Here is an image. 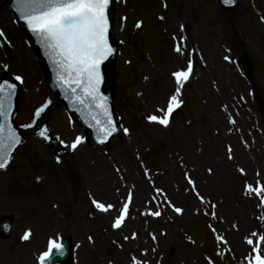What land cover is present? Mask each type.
<instances>
[{"label":"rangeland","instance_id":"1","mask_svg":"<svg viewBox=\"0 0 264 264\" xmlns=\"http://www.w3.org/2000/svg\"><path fill=\"white\" fill-rule=\"evenodd\" d=\"M113 11L120 43L115 103L123 129L130 131L122 130L108 147H91L83 139L76 150L71 142L85 138L84 130L47 93L24 36L10 26L8 13L0 12V28L11 45L7 51L0 48V74L9 70L25 77L17 122L31 125L14 160L0 171V217L15 218L14 236L0 239V264H39L49 238L62 235H69L76 247L74 264H132L133 257L145 264H248L254 253L245 237L255 233L256 241L264 235V202L246 188L264 184V0H239L233 12L222 10L217 0H115ZM141 19L144 25L136 29ZM231 29L254 61L253 84L235 66L241 48ZM180 36L187 37L181 41L187 56L173 51ZM187 58L194 60V69L182 90L185 103L168 127L147 120L153 113L161 115L159 108L166 107L175 90L171 73L185 67ZM48 101L39 121L35 110ZM43 121L67 147L59 160L39 135ZM241 167L245 173L238 171ZM187 175L217 204V218L196 211L204 205ZM129 192L130 217L117 230L111 224ZM93 200L116 208L104 213ZM167 200L182 207L183 214ZM148 208L162 215H146ZM210 224L227 245L215 239ZM28 228L32 237L20 243ZM261 249L264 254V244Z\"/></svg>","mask_w":264,"mask_h":264},{"label":"snow or ice","instance_id":"2","mask_svg":"<svg viewBox=\"0 0 264 264\" xmlns=\"http://www.w3.org/2000/svg\"><path fill=\"white\" fill-rule=\"evenodd\" d=\"M16 10L20 13V18L26 22L28 28L36 35L39 42L43 45L47 55L56 66V75L61 86L65 87L74 97L75 101L81 105H86L94 126L97 128L98 138L103 143L113 133L118 131L116 121L113 119L111 106L108 98L101 92V85L105 79V71L103 65L110 57L117 53V48L113 46L110 40V31L113 23L109 18V5L113 0H15ZM225 4L235 3V0H224ZM165 7L167 3L165 2ZM165 17L160 16L163 20ZM128 17H122L123 21H127ZM264 19V17H262ZM144 21L137 20L134 27L142 28ZM183 29L184 25L181 24ZM0 37H6L3 28H0ZM187 37L180 36L173 45V51L179 56H187L186 41ZM195 52V50H192ZM230 59V58H229ZM131 63V61H127ZM186 66L181 67L171 73L174 78L175 90L167 97L166 107L159 108L161 115L155 113L148 115L147 120L168 127L171 123L173 113L179 109L185 101L181 99L182 90L193 76L194 60L186 59ZM9 64H3L4 69H8ZM15 79L20 83L25 82L23 75H16ZM147 79V77H145ZM17 85L3 80L0 82V116L3 122L0 123V169H7L12 159V153L16 146L21 143V138L16 128L10 122V110L12 108V99L15 94ZM42 105L35 110V117L39 118L45 112L48 104ZM229 122L235 124L234 118H229ZM31 125H25L30 127ZM125 132L130 130L125 128ZM40 136L50 139L47 135V129H42ZM82 136L75 137L70 147L76 150L83 141ZM233 149L231 145L227 146L228 158L232 159ZM59 160L60 157H57ZM209 173L213 172L212 168H208ZM240 173H245L244 168H239ZM187 181L194 190V195L199 199L203 208H197L198 213H203L212 218H217V204L212 203L210 198L202 195L196 186V181L190 175H187ZM246 188L249 192H255L261 202H264V184L254 187L247 184ZM157 193H164V189L154 187ZM158 199V198H157ZM95 207L104 213L116 208L113 203H102L99 200L92 201ZM133 202V194L129 192L126 201L119 207V214L115 216L111 227L119 230L130 217V207ZM149 204L152 203L150 200ZM167 204L179 214H183L184 209L167 200ZM146 215L152 217H160L162 212L148 208ZM7 227V226H5ZM210 230L215 234V239L227 245L228 240L225 236L216 234L217 230L213 225H209ZM238 227V226H237ZM32 229L28 228L24 231L21 239L29 241L32 237ZM137 233L132 234L135 238ZM245 237L248 245L252 246L254 255L249 258L248 264H264V254H262L261 245L264 244V235H259L258 240L254 241L252 236ZM155 240V233L152 234ZM129 239V237H124ZM192 240L191 237H188ZM92 240V237H89ZM194 243V241H192ZM147 249L144 250L147 255ZM66 252V245L63 239L50 237L47 242V249L38 255L39 264H54V258L57 255L63 256ZM211 260V258H209ZM132 264H145L133 257ZM150 264V262H148ZM215 264V261H211Z\"/></svg>","mask_w":264,"mask_h":264},{"label":"water","instance_id":"3","mask_svg":"<svg viewBox=\"0 0 264 264\" xmlns=\"http://www.w3.org/2000/svg\"><path fill=\"white\" fill-rule=\"evenodd\" d=\"M9 1H10V4L12 5L13 9L15 10L17 16L20 18V13L16 10L17 6H16L15 0H9ZM21 21H22L21 23H22L23 27L25 28V30L27 32H30L31 30L28 28V25L26 24V22H24L22 19H21ZM29 34L31 36V40L33 42V45L36 47V49L38 50V52L41 55V60H42L43 66L45 67V71H46V77L49 81L51 88L61 94V96L63 97V99L67 105V107L69 109H71L72 111H74V113L81 119V121L83 123H85L89 127L90 130H92L93 128L95 129L96 127H94V122H92V120L89 119V110L86 109V105H81L80 103L76 102L74 97H72L71 93L65 87L61 86V82L58 81V79H57L56 66L53 64V62L51 61V59L47 55L46 50L44 49L43 45L39 42L36 35L34 33H29ZM238 65H239L240 69L244 72V74L248 78L252 77V66L250 64L249 59H247V58L246 59H240ZM105 77L107 80L108 75H107L106 71H105ZM6 80H8L11 83H14L12 80H9V79H6ZM102 90L107 95H109V96L112 95L111 91L108 90L106 87H103ZM16 111H17V98H16V107L14 106V108H11V110H10V121H12L14 115L16 114ZM116 125H117V121H116ZM52 143H57V142L52 141ZM64 244L66 245V247L69 250L70 245L67 242H64ZM60 259H61V257L56 256L54 258V264L56 262L60 261Z\"/></svg>","mask_w":264,"mask_h":264}]
</instances>
